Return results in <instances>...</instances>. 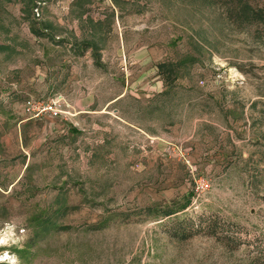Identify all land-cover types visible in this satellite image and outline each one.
<instances>
[{
    "label": "rangeland",
    "instance_id": "1",
    "mask_svg": "<svg viewBox=\"0 0 264 264\" xmlns=\"http://www.w3.org/2000/svg\"><path fill=\"white\" fill-rule=\"evenodd\" d=\"M245 1L0 0V264H264Z\"/></svg>",
    "mask_w": 264,
    "mask_h": 264
},
{
    "label": "built area",
    "instance_id": "2",
    "mask_svg": "<svg viewBox=\"0 0 264 264\" xmlns=\"http://www.w3.org/2000/svg\"><path fill=\"white\" fill-rule=\"evenodd\" d=\"M61 97L55 96L50 100L44 101H33L28 100L24 104V113L31 117H38L43 113H47L51 116H59L62 114L61 111Z\"/></svg>",
    "mask_w": 264,
    "mask_h": 264
},
{
    "label": "trees",
    "instance_id": "3",
    "mask_svg": "<svg viewBox=\"0 0 264 264\" xmlns=\"http://www.w3.org/2000/svg\"><path fill=\"white\" fill-rule=\"evenodd\" d=\"M226 3H228L229 5H230V4H231V5H232V4H236V5L240 6V7L243 9V11H247V12H249L254 20H260V19H262V17H263L261 13H260V15H259L258 12H253V11L247 6V3H246L245 0H226ZM231 9L233 10L232 7H230L228 10L230 11ZM167 67H168V65L165 64V63L159 65V69H161L162 72H163ZM169 73H170V72H169ZM170 215H172V213H171ZM184 229H185V228H182V227H181V229H179L178 231H184Z\"/></svg>",
    "mask_w": 264,
    "mask_h": 264
}]
</instances>
